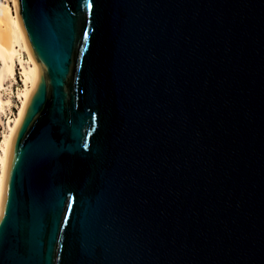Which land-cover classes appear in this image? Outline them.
<instances>
[{"label": "water", "instance_id": "obj_1", "mask_svg": "<svg viewBox=\"0 0 264 264\" xmlns=\"http://www.w3.org/2000/svg\"><path fill=\"white\" fill-rule=\"evenodd\" d=\"M14 2L0 264H264V0Z\"/></svg>", "mask_w": 264, "mask_h": 264}, {"label": "bare ground", "instance_id": "obj_2", "mask_svg": "<svg viewBox=\"0 0 264 264\" xmlns=\"http://www.w3.org/2000/svg\"><path fill=\"white\" fill-rule=\"evenodd\" d=\"M23 53H26L28 61H25ZM16 63L20 67L24 87L20 92L17 89L16 96L19 98L20 105L15 118L8 122V131L4 135L3 144H0V204L4 194L5 166L10 140L21 119L36 79L35 65L24 44L16 16L15 2L12 0L11 5L8 0H0V89L4 87L7 79L15 78ZM11 103L10 97L0 98V123L2 113Z\"/></svg>", "mask_w": 264, "mask_h": 264}, {"label": "built area", "instance_id": "obj_3", "mask_svg": "<svg viewBox=\"0 0 264 264\" xmlns=\"http://www.w3.org/2000/svg\"><path fill=\"white\" fill-rule=\"evenodd\" d=\"M16 77H18V80L20 81H18L17 79H16V81H14V83H13V86L15 87L14 89H15V92L17 91V89H19L20 88V84L22 83V75H21V73H20V70L18 69L17 70V76ZM12 84V83H11ZM12 100H13V96H12ZM13 102L14 103H12L11 104V106H8L6 109H5V111L2 113V121H1V123H0V140H2V134L4 133V132H6V130H7V123H8V121H10V120H12L13 118H14V116L15 115H13L14 114V111L17 113V111H18V109H17V106H18V104H20V102H19V98L16 96V93H15V95H14V100H13ZM15 113V114H16ZM12 116H13V118H12Z\"/></svg>", "mask_w": 264, "mask_h": 264}, {"label": "rangeland", "instance_id": "obj_4", "mask_svg": "<svg viewBox=\"0 0 264 264\" xmlns=\"http://www.w3.org/2000/svg\"><path fill=\"white\" fill-rule=\"evenodd\" d=\"M9 1V3L12 5V0H8ZM14 9V8H13ZM23 57H24V59H25V61H28V57H27V55H26V53H23ZM20 67H19V65L16 63L15 64V78L14 79H7L6 81H5V85H4V87L2 88V89H0V98L2 97V98H7V97H10L11 98V102L12 103H14L13 102V100H14V95H15V93L19 90V92L22 90V88L24 87V84H23V82L20 84V88L15 92V87L13 86V83H14V81H16V79L18 80V77H16L17 76V70L19 69ZM20 70V69H19ZM12 80V81H11ZM19 81V80H18ZM23 81V80H22ZM20 82V81H19ZM12 83V84H11ZM12 96H13V100H12ZM20 102V101H19ZM11 103V104H12ZM20 104H18V106H19ZM11 106V105H10ZM18 106H17V108H18ZM5 111V110H4ZM16 112L14 111V114L13 115H16L15 114ZM12 118H13V116H12ZM14 118H15V116H14ZM13 118V119H14ZM12 119V120H13ZM12 120H10V121H12ZM10 121H8V122H10ZM8 124V123H7ZM7 128V127H6ZM7 131H8V128H7V130H6V132H4L3 134H2V140H0V144H3V142H4V135L7 133Z\"/></svg>", "mask_w": 264, "mask_h": 264}]
</instances>
